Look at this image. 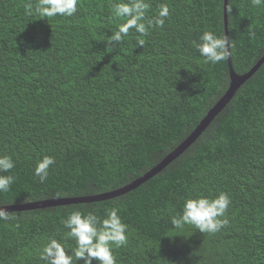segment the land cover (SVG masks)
I'll use <instances>...</instances> for the list:
<instances>
[{
  "label": "trees",
  "instance_id": "trees-1",
  "mask_svg": "<svg viewBox=\"0 0 264 264\" xmlns=\"http://www.w3.org/2000/svg\"><path fill=\"white\" fill-rule=\"evenodd\" d=\"M116 2L78 0L72 17L41 18L38 0H0V155L15 161L0 207L132 184L229 89L228 59L206 64L192 44L206 30L226 34L224 0H148L146 19L169 7L165 25L149 29L143 46L130 31L112 48L107 38L124 22L112 14ZM228 31L234 71L245 75L264 57V5L228 0ZM45 155L56 162L41 183L34 168ZM219 192L232 202L221 232L171 225L186 198ZM113 207L129 225L128 243L113 249L117 264H264V65L185 153L135 190L10 212L14 219L0 221V264H43L49 238L71 254L62 221L75 210L104 217Z\"/></svg>",
  "mask_w": 264,
  "mask_h": 264
},
{
  "label": "clouds",
  "instance_id": "clouds-1",
  "mask_svg": "<svg viewBox=\"0 0 264 264\" xmlns=\"http://www.w3.org/2000/svg\"><path fill=\"white\" fill-rule=\"evenodd\" d=\"M253 6L264 5V0H251ZM31 13L32 4L26 6ZM151 5L148 0H119L111 5L115 18L124 22L117 26L112 35L107 38L112 48L119 47L129 36L130 31L138 34L137 44L144 45L141 38L146 36L149 29L165 25L170 10L166 4L159 6L157 15L146 19ZM41 18L72 17L78 11V0H38L34 9ZM206 64H218L230 56L231 38L217 35L213 31H203L198 41L192 42ZM53 156L45 155L37 160L34 175L41 183L49 176L50 166L55 164ZM15 168V161L9 155H0V193H7L15 177L10 173ZM230 196L219 192L215 196L197 195L184 200L179 213L171 217V225L176 229L191 226L201 233L214 235L228 225L227 212L231 206ZM14 217L0 207V221H8ZM68 230L66 236L71 238L75 246L68 254L65 246L55 238H49L39 251V259L43 264H117L114 248H120L128 243L127 230L129 225L122 220L120 209L113 207L106 210L104 217L94 212L82 213L72 211L67 219L62 221Z\"/></svg>",
  "mask_w": 264,
  "mask_h": 264
},
{
  "label": "water",
  "instance_id": "water-1",
  "mask_svg": "<svg viewBox=\"0 0 264 264\" xmlns=\"http://www.w3.org/2000/svg\"><path fill=\"white\" fill-rule=\"evenodd\" d=\"M224 21H225V30L226 35L230 37L228 31V0H224ZM228 65H229V75H230V87L227 90L226 94L221 98V100L217 103V105L208 113L206 118L199 124L196 130L185 140L173 153L167 156L157 167L148 172L144 177L138 179L132 184L121 188L117 191L111 192L109 194H105L102 196H96L91 198H75V199H58L52 201H44L33 204L21 205L16 207L4 208L9 212L14 211H23V210H32L36 208H44L49 206H62V205H71V204H79L84 202H97L105 199H109L111 197L120 196L126 194L130 191L135 190L140 185L144 184L151 178H153L156 174L161 172L167 165H169L172 161L178 158L180 155L185 153L201 136V134L208 128V126L213 122V120L227 107V105L232 101L235 97L238 90L264 65V57L258 62V64L250 70L245 75H238L233 68L231 51L230 56L228 57Z\"/></svg>",
  "mask_w": 264,
  "mask_h": 264
}]
</instances>
